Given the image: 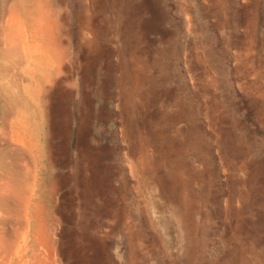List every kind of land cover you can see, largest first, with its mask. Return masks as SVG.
Segmentation results:
<instances>
[{
    "label": "rangeland",
    "instance_id": "obj_1",
    "mask_svg": "<svg viewBox=\"0 0 264 264\" xmlns=\"http://www.w3.org/2000/svg\"><path fill=\"white\" fill-rule=\"evenodd\" d=\"M217 1L0 0V170L20 149L29 264H264V0ZM14 6L50 34L39 95Z\"/></svg>",
    "mask_w": 264,
    "mask_h": 264
},
{
    "label": "bare ground",
    "instance_id": "obj_2",
    "mask_svg": "<svg viewBox=\"0 0 264 264\" xmlns=\"http://www.w3.org/2000/svg\"><path fill=\"white\" fill-rule=\"evenodd\" d=\"M27 2L31 3V0H26ZM217 1V0H216ZM220 1V0H219ZM217 1V2H219ZM222 1V0H221ZM236 1V0H235ZM223 2V1H222ZM18 3V2H17ZM51 3V2H50ZM220 3V2H219ZM225 3V2H224ZM223 3V4H224ZM216 3H214L215 5ZM15 5V4H14ZM218 5V4H217ZM216 5V6H217ZM7 6V5H6ZM12 6V5H11ZM8 7V6H7ZM39 9H42L41 5H37ZM226 7V6H225ZM39 11V10H38ZM42 10V14H43ZM49 11H52L51 9ZM50 13V12H49ZM41 14V15H42ZM33 14L24 16L22 15L18 7H12L11 15L8 20V25L11 28L9 35L12 37L11 41V47L10 52H17L19 49L23 48V51L26 53L28 57L36 61V70L38 68L41 72L36 73V76H38L37 81V87H36V94L39 95L40 91L42 89L43 83L48 81L50 79L51 73L47 72L46 70L51 69L53 67V59L50 54V34L48 32V29L43 24H37L33 21ZM48 16V15H47ZM44 18V16H42ZM47 19V18H46ZM52 21V20H51ZM54 22V21H53ZM54 24V23H53ZM90 29V28H89ZM97 29V27H96ZM6 30V29H5ZM100 32V31H99ZM98 32V33H99ZM95 35V34H94ZM80 37V36H79ZM62 38V37H61ZM84 38V37H82ZM86 39V38H85ZM95 40V39H94ZM59 41V40H58ZM57 43V41H56ZM97 43V42H96ZM93 45V44H92ZM98 45V44H97ZM61 47V46H60ZM79 48V47H78ZM62 49V48H61ZM67 49V48H66ZM70 49V48H69ZM59 52V48L57 49ZM63 50V49H62ZM61 50V51H62ZM5 52V51H4ZM19 52V51H18ZM69 52V51H68ZM94 52V51H93ZM96 52V51H95ZM76 55V54H75ZM90 55V54H89ZM20 56V55H19ZM63 56V55H62ZM69 56V55H68ZM22 57V56H21ZM77 57V55H76ZM6 59V58H5ZM10 60V59H9ZM16 60V59H14ZM88 60V59H87ZM8 61V60H7ZM12 62V61H11ZM23 62V61H22ZM84 62V61H83ZM89 62V61H88ZM20 63V62H19ZM90 63V62H89ZM18 64V63H17ZM16 65V64H14ZM22 66V65H20ZM19 66V67H20ZM95 66V65H94ZM18 67V66H17ZM34 67V66H33ZM81 68V67H80ZM96 68V67H95ZM42 69H45V72L42 71ZM30 71V70H28ZM96 73V72H95ZM24 75V74H23ZM26 75V74H25ZM24 75V78H25ZM32 78V77H31ZM96 78V77H95ZM28 79V78H26ZM34 79V78H33ZM84 79V78H82ZM22 80V79H21ZM30 80V79H29ZM28 81V80H26ZM35 82V81H34ZM56 83V82H55ZM30 84V83H29ZM35 84V83H34ZM57 84V83H56ZM55 87V86H54ZM55 90V88H54ZM25 91V90H24ZM51 91V90H50ZM52 92V91H51ZM26 93V92H25ZM26 95V94H25ZM27 97V96H26ZM53 97V96H52ZM32 98V97H31ZM30 98V99H31ZM23 101V100H22ZM28 101V99H27ZM31 102V100H30ZM51 102V101H50ZM29 104V103H28ZM18 119V118H17ZM19 121V120H18ZM26 124V123H25ZM24 125V124H23ZM22 123L17 127V124L15 129L12 128L11 132V140L17 144H25L23 142L21 131L24 130ZM28 131V130H27ZM32 132V131H31ZM8 133V134H9ZM34 135V134H33ZM37 136V135H36ZM24 137V136H23ZM30 138V137H29ZM28 138V139H29ZM36 139V138H35ZM34 140V139H33ZM25 141V140H24ZM52 141V139H51ZM35 144V143H32ZM30 146V145H29ZM32 146V145H31ZM36 146V145H35ZM39 148V146H38ZM34 149V148H33ZM25 150V149H24ZM6 152V151H5ZM30 152V151H29ZM34 152V151H33ZM16 155H14L12 152L10 153L12 155L11 162L8 160L7 155L3 154V157L1 159V166L2 170H0V255H2L5 260L7 258V262L2 261L1 264H15L14 258L12 256V251L14 250V246H16V242L20 237L24 236L25 242L23 244V248L19 249V261L16 264H29V259L26 257V253L28 252V239L29 236V229L28 227L24 226L23 221L21 223L15 222L14 218H18L19 216L22 218L25 215L24 209L28 207V194L24 192V188L27 186L28 182L31 180H28L26 178V175L22 169V165L18 161L19 156L21 154L20 149H15L14 152ZM31 153V152H30ZM84 154V153H83ZM88 154V153H87ZM86 154V155H87ZM79 158V157H78ZM82 158V157H81ZM80 158V159H81ZM84 158V157H83ZM87 159V158H86ZM38 161V160H37ZM84 162V161H80ZM78 162V165L79 163ZM87 163V162H86ZM115 163V162H114ZM88 164V163H87ZM29 165V164H27ZM71 165V164H70ZM92 165V164H91ZM131 165V164H130ZM74 166V165H73ZM132 167V166H131ZM78 168V167H77ZM99 168V167H97ZM123 168V167H122ZM26 169V167H25ZM32 169V168H31ZM84 169V168H83ZM95 170V169H94ZM122 170V169H121ZM131 171V170H130ZM133 171V170H132ZM37 172V171H36ZM87 172V171H86ZM93 172V171H92ZM90 173V172H89ZM100 173V172H99ZM132 174V172H131ZM28 175V174H27ZM75 175V174H73ZM124 175V174H123ZM30 176V175H29ZM84 176V175H83ZM74 178V177H73ZM97 178V177H96ZM121 178V177H120ZM123 178V177H122ZM30 179V178H29ZM116 179V178H115ZM114 179V180H115ZM124 179V178H123ZM126 180V178L124 179ZM38 181V180H37ZM75 181V180H73ZM72 182V181H71ZM38 183V182H37ZM91 183V182H90ZM112 183V182H111ZM128 183V182H127ZM34 184V183H33ZM90 185V184H89ZM77 186V185H76ZM41 187V186H39ZM38 187V188H39ZM34 188V187H33ZM90 197H93L95 203L98 201V199H95L96 195V187H92L90 185ZM99 188V187H98ZM97 188V189H98ZM79 189V188H78ZM75 190V189H74ZM84 190V189H82ZM103 190V189H101ZM104 191V190H103ZM121 191V190H120ZM120 191H118L120 193ZM98 192V191H97ZM109 192V191H108ZM114 192V191H113ZM33 193V192H32ZM77 193V192H76ZM70 194V193H69ZM68 194V196H70ZM88 194V193H87ZM42 196V195H41ZM78 196V194H77ZM85 196V195H84ZM108 196V195H107ZM127 196V195H126ZM74 197V196H73ZM125 197V196H124ZM111 198V197H110ZM118 198V197H117ZM130 198V197H129ZM128 198V199H129ZM91 199V198H90ZM123 199V198H122ZM116 200V199H114ZM35 201V200H33ZM74 201V200H73ZM87 201V200H86ZM120 201V200H119ZM124 201V200H123ZM128 201V200H127ZM81 202V201H80ZM128 203V202H127ZM123 204V203H122ZM201 204V203H200ZM79 205V204H78ZM98 205V204H97ZM67 206V205H66ZM65 206V207H66ZM91 206V205H90ZM195 206V205H194ZM39 207V206H37ZM96 207V206H95ZM94 207V208H95ZM128 207V206H127ZM110 208V207H109ZM119 208V207H118ZM195 208V207H194ZM197 208V207H196ZM85 209V208H84ZM113 209V208H112ZM126 209V208H125ZM115 210V209H114ZM120 210V209H118ZM127 210V209H126ZM86 211V210H85ZM123 211V210H122ZM121 211V212H122ZM125 211V210H124ZM30 212V211H29ZM77 213V212H76ZM82 213V211H81ZM112 213V211H111ZM123 213V212H122ZM126 213V212H125ZM124 213V214H125ZM130 213V212H129ZM128 213V214H129ZM30 214V213H29ZM126 214V215H128ZM12 216V220H9V216ZM78 215V214H77ZM81 215V214H80ZM119 215V214H118ZM121 215V214H120ZM84 216V215H83ZM26 217V216H25ZM77 217V216H76ZM118 217V216H117ZM11 218V217H10ZM35 218V217H34ZM80 218V217H79ZM86 218V217H84ZM20 219V218H19ZM87 219V218H86ZM81 220V219H80ZM90 220V219H88ZM97 220V219H96ZM125 220V219H124ZM85 221V220H84ZM123 221V220H122ZM15 222V223H14ZM41 222V221H40ZM69 222V220H68ZM87 222V221H86ZM97 222V221H96ZM27 223V222H25ZM39 223V222H37ZM76 223V222H75ZM85 223V222H84ZM123 223V222H122ZM99 224V223H98ZM120 224V223H119ZM78 225V223L76 224ZM86 225V224H85ZM91 225V224H90ZM125 225V224H124ZM83 226V224H82ZM43 227V226H42ZM87 227V226H86ZM123 227V226H122ZM70 228V227H69ZM82 228V227H80ZM120 228V227H118ZM77 229V228H76ZM85 229V228H84ZM93 229V228H92ZM99 229V228H98ZM130 229V228H128ZM86 230V229H85ZM88 230V229H87ZM90 230V228H89ZM123 230V229H122ZM35 231V230H34ZM33 232V231H32ZM79 232V231H78ZM96 232V230H95ZM94 233V232H93ZM127 233V232H126ZM129 233V231H128ZM82 234V233H81ZM92 235V234H91ZM130 235V234H129ZM134 237V236H133ZM74 238V237H73ZM79 238V237H78ZM94 238V237H93ZM41 240V239H40ZM76 240V239H75ZM82 240V239H81ZM134 240V239H133ZM35 241V240H34ZM130 241V240H129ZM40 243V242H39ZM89 243V242H88ZM83 244V243H82ZM33 245V244H32ZM22 246V245H21ZM78 246V245H77ZM94 246V245H93ZM130 246V245H129ZM79 247V246H78ZM131 247V246H130ZM92 248V247H91ZM34 249V248H33ZM135 249V248H134ZM67 256L69 258V263L67 264H97L93 261V259L90 258V256L87 255L85 248H67ZM93 250V249H92ZM92 250H89L92 251ZM132 250V249H130ZM129 250V251H130ZM146 250V249H145ZM136 251V250H134ZM147 251V250H146ZM136 253V252H135ZM14 254V253H13ZM140 254V253H139ZM142 254V253H141ZM147 254V253H146ZM66 255V251H65ZM134 257V256H133ZM141 257V256H140ZM143 257V256H142ZM33 258V257H32ZM31 258V259H32ZM145 258V257H144ZM2 259V260H4ZM135 260V259H134ZM131 261V260H130ZM137 261V260H136ZM138 262V261H137ZM37 263V262H36ZM136 263V262H135ZM33 264V263H32ZM137 264V263H136Z\"/></svg>",
    "mask_w": 264,
    "mask_h": 264
}]
</instances>
